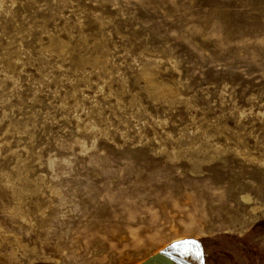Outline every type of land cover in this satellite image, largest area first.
<instances>
[{
	"label": "rangeland",
	"instance_id": "374dc122",
	"mask_svg": "<svg viewBox=\"0 0 264 264\" xmlns=\"http://www.w3.org/2000/svg\"><path fill=\"white\" fill-rule=\"evenodd\" d=\"M48 1L0 13V227L26 245L0 264H264L241 200L264 211V0ZM145 60L182 101L144 91Z\"/></svg>",
	"mask_w": 264,
	"mask_h": 264
},
{
	"label": "bare ground",
	"instance_id": "6f19581e",
	"mask_svg": "<svg viewBox=\"0 0 264 264\" xmlns=\"http://www.w3.org/2000/svg\"><path fill=\"white\" fill-rule=\"evenodd\" d=\"M6 1L7 0H0V13L1 14H10V9H9V7L8 6H6ZM11 1V0H10ZM72 1V0H71ZM92 1V0H91ZM95 1H100V2H103V4L104 3H107V4H111V5H116L117 4V1L116 0H95ZM32 2V1H31ZM35 2V1H34ZM49 3H48V6L50 7V9L52 10V11H54V12H59L60 11V9L61 8H63V7H65L69 2H70V0H50V1H48ZM12 3V2H11ZM71 3V2H70ZM88 3V2H87ZM97 3V2H96ZM12 5V4H11ZM106 5V4H105ZM14 6V5H13ZM46 6V5H45ZM96 6V5H95ZM67 7V6H66ZM69 7V6H68ZM97 8V7H96ZM15 9V8H14ZM48 9V8H47ZM65 9V8H64ZM102 9V8H101ZM78 10V9H77ZM83 10V9H82ZM85 10V9H84ZM103 10V9H102ZM62 11V10H61ZM64 11V10H63ZM66 11V10H65ZM96 11V10H95ZM26 12V11H25ZM36 12V11H35ZM46 13V12H45ZM49 13V12H48ZM62 13V12H61ZM75 14V13H74ZM51 15H52V13H51ZM73 15V14H72ZM82 15V14H81ZM95 15H98L97 14V12H96V14ZM102 15V14H101ZM81 17V16H80ZM104 17V16H103ZM105 18V17H104ZM47 19V18H46ZM17 20V19H16ZM96 20H98L101 24H102V20L100 19V18H97ZM104 20V19H103ZM30 21V20H29ZM80 21V20H79ZM109 21V20H108ZM95 22V21H94ZM105 22V21H104ZM106 23H108V22H106ZM24 24V23H23ZM96 24H97V22H96ZM84 25V24H83ZM104 26H105V23H104ZM98 28V27H97ZM41 29H43V28H41ZM100 29H101V27H100ZM105 29V28H104ZM84 30V29H83ZM96 30V29H95ZM101 31H102V29H101ZM103 35V34H102ZM53 36V35H52ZM83 37V36H82ZM56 38H54V39H51L50 40V43H49V46H47L48 48H53V50H55V52L57 53V54H59L60 56L62 55H67V56H69V58H70V54L67 52V49H68V44L65 42V41H63V40H60V39H57V40H55ZM101 39V38H100ZM103 40V39H102ZM102 40H100L99 42H98V44H97V56L95 57V58H92V59H90V58H88V57H85V58H79L78 57V59H71V61H73V63H74V65H75V68H76V70H80L81 68H82V65H85V64H90V66H92L93 67V70H94V68L97 70V69H104V65H105V63H106V61H107V59H108V52H109V50L107 51L106 50V48H105V45H104V43H103V41ZM48 41V40H47ZM83 41H85V40H83ZM105 42H106V40H105ZM86 43V42H85ZM95 43H96V41H95ZM47 44V43H46ZM39 46V45H38ZM84 46V45H83ZM82 46V47H83ZM93 46V45H92ZM91 46V47H92ZM44 48H46V46L44 47ZM72 48H74V47H72ZM93 48V47H92ZM17 49V48H16ZM15 49V50H16ZM70 50H71V48H69ZM68 49V50H69ZM85 49V48H84ZM108 49V48H107ZM41 50H43V49H41ZM48 49H45V51H47ZM95 50V49H94ZM7 51H8V49H7ZM51 51V50H50ZM74 51V50H73ZM75 51H77V50H75ZM82 51V50H81ZM70 52V51H69ZM17 53V52H16ZM44 53V52H43ZM46 53V52H45ZM49 53V52H48ZM56 53H54V54H56ZM7 54V53H6ZM57 54H56V56H57ZM73 54V53H72ZM79 54V53H78ZM94 54H96V53H94ZM4 55V54H3ZM12 55V54H11ZM58 55V56H59ZM46 56V55H45ZM75 56V55H74ZM73 56V57H74ZM79 56V55H78ZM80 56H82V55H80ZM89 56V55H88ZM3 58V57H2ZM13 58V57H12ZM19 58V57H18ZM46 58V57H45ZM77 58V57H76ZM42 59H44V57L42 58ZM61 59V58H60ZM4 60H5V58H4ZM10 60V59H9ZM29 60V59H28ZM64 60V59H63ZM65 60H66V58H65ZM64 60V61H65ZM43 61V60H42ZM146 61V60H145ZM152 61V60H151ZM151 61H146V63L144 64V65H142L143 67H141L142 68V70H140V71H142L141 73H140V76H142V77H144V80H145V86L143 87L145 90L144 91H146L151 97H153L154 99L156 98H158V99H160V100H163V101H165L167 104L168 103H172V102H174L175 100H178V99H180V94L176 91V90H174V91H172V89L170 88H162V86H161V83H158L156 80H155V78H154V71H155V68L157 67V63L156 62H151ZM6 62V61H5ZM9 63V62H8ZM43 63H45V61L43 62ZM10 66V65H9ZM12 66V65H11ZM8 67V66H7ZM42 67H43V65H42ZM85 67V66H84ZM106 67V66H105ZM137 68V67H136ZM11 69V68H10ZM83 69V68H82ZM75 70V71H76ZM139 70V69H138ZM47 71V70H46ZM101 71V70H100ZM106 71V70H105ZM6 72V71H5ZM4 72V73H5ZM79 72L80 71H78V73H75L74 72V74H78L79 75ZM95 72V71H94ZM84 73V72H83ZM156 73V72H155ZM97 74H98V72H97ZM100 74V73H99ZM139 74V73H138ZM75 75V76H76ZM102 75V74H101ZM106 75H108V74H106ZM106 75H103L104 77L106 76ZM46 76H47V74H46ZM73 76V75H72ZM99 76V75H98ZM138 76V75H137ZM139 76V77H140ZM77 77H79V76H77ZM138 77V78H139ZM142 77H141V80H142ZM137 78V77H136ZM72 79H73V77H72ZM79 79V78H78ZM86 79V78H85ZM83 80V79H82ZM4 81V80H3ZM45 81V80H44ZM125 83V82H124ZM144 83V82H143ZM74 86V85H73ZM166 86V85H165ZM0 87H2L1 86V84H0ZM166 87H168V85L166 86ZM74 88V87H73ZM73 91V90H72ZM76 91V90H75ZM136 97V96H135ZM149 97V96H148ZM150 98V97H149ZM138 99V98H137ZM181 99H182V97H181ZM180 99V100H181ZM83 100V99H82ZM132 101V100H131ZM182 101V100H181ZM187 101V100H186ZM184 102H185V100H184ZM164 103V102H163ZM174 104V103H173ZM170 105V104H169ZM82 106V105H81ZM80 107V106H79ZM86 110V109H85ZM92 111V110H91ZM76 111H74V113H75ZM89 112V111H88ZM92 113V112H91ZM77 116V115H76ZM238 118V117H237ZM90 123H92V122H89V124ZM88 125V124H87ZM94 125V124H93ZM91 126V125H90ZM89 126V127H90ZM85 128V127H84ZM91 128V127H90ZM93 128V127H92ZM183 138V137H182ZM170 140V139H169ZM180 141V140H179ZM189 142V141H188ZM191 142V141H190ZM189 142V143H190ZM183 143V142H182ZM181 144V143H180ZM246 147V146H245ZM182 149H184V148H182ZM234 149V148H233ZM235 150V149H234ZM188 151V150H187ZM190 151V150H189ZM238 151V150H237ZM240 151V150H239ZM188 153V152H187ZM189 153H191V152H189ZM201 153V152H200ZM245 153V152H244ZM205 154V153H204ZM208 155V154H207ZM203 156H206V155H203ZM248 156H249V154H248ZM244 158H245V156H243ZM251 157H253L254 158V156H251ZM206 158V157H205ZM248 158V157H247ZM252 158V159H253ZM257 158V157H256ZM260 160V159H259ZM252 161V160H251ZM253 161H255V160H253ZM257 161V160H256ZM259 162V161H258ZM257 162V163H258ZM23 164H24V162H22ZM255 163V162H254ZM199 166V165H198ZM21 167H22V165H21ZM26 170V169H25ZM22 171L23 170H21V175H22ZM199 172V171H198ZM14 173V172H13ZM26 173H28V172H26ZM15 175V174H14ZM17 175V174H16ZM21 175L19 176V175H17V176H19V177H21ZM29 175H27V177H28ZM10 177V176H9ZM14 177V176H13ZM4 178V177H3ZM29 178V177H28ZM13 179V178H12ZM12 179H10V180H12ZM24 179V178H23ZM36 179H39V178H35L34 180H35V182H38V181H36ZM3 180V179H2ZM10 180H9V182H10ZM17 180V179H16ZM19 180V183H20V179H18ZM30 179H28V181H29ZM15 181V180H14ZM41 181V180H40ZM6 182H7V180H6ZM25 182H26V179H25ZM10 183H12V182H10ZM17 183V182H16ZM18 183V184H19ZM27 183V182H26ZM33 183V182H32ZM41 183V182H40ZM7 184V183H6ZM34 184H36V183H34ZM10 185V184H9ZM27 185H30V184H27ZM41 185V184H40ZM43 185V184H42ZM17 186V185H16ZM19 186V185H18ZM22 186H25V185H22ZM30 186H32V185H30ZM11 187V186H10ZM14 187V186H13ZM12 187V188H13ZM21 187V186H20ZM43 188H44V186H42ZM9 188V187H8ZM30 188V187H29ZM28 189V188H27ZM35 189V188H34ZM12 190V189H11ZM21 189H19L18 191L21 193L22 192V190L20 191ZM37 190H40V187L39 186H37L36 187V191ZM14 191H15V189H14ZM17 191V190H16ZM17 191V192H18ZM26 191V190H25ZM25 191H24V193H25ZM26 192H28V191H26ZM34 192V191H33ZM31 193V192H30ZM59 193V192H58ZM16 194V193H15ZM22 194H23V192H22ZM39 194H41V192L39 193ZM25 195V194H24ZM24 195H22V196H24ZM27 195V194H26ZM29 195V194H28ZM42 195V194H41ZM17 196H19V195H17ZM16 196V197H17ZM40 196V195H39ZM27 197V196H26ZM25 197V198H26ZM12 198V197H11ZM28 198V197H27ZM14 200V199H13ZM27 200V199H26ZM241 200L243 201V203H245V204H250L251 206H250V208H248L249 209V212H250V215L252 216L251 217V219H255V218H253V217H256L258 214H260L261 213V215H264V211H263V207H262V205H257L256 203H254V200H253V198L252 197H250V195H242L241 196ZM39 201V200H38ZM240 201V200H239ZM23 202H24V199H23ZM14 203H16V202H14ZM22 203V202H21ZM21 203H20V205H21ZM35 203V202H34ZM17 204V203H16ZM39 205H40V203H39ZM22 206V205H21ZM14 207V206H13ZM40 207V206H39ZM247 207H248V205H247ZM19 208V207H18ZM40 208H42V207H40ZM39 208V209H40ZM16 209V208H15ZM22 209H23V206H22ZM26 209V208H25ZM25 209H23V211H25ZM38 209V210H39ZM17 210V209H16ZM23 211H20L19 212V210H18V212L17 211H14L15 213H16V216H18V217H23L21 214L23 213ZM22 212V213H21ZM25 215L27 216V213H25ZM15 216V217H16ZM249 216V215H248ZM25 217V216H24ZM23 217V218H24ZM244 217V216H243ZM18 219V218H17ZM21 219V218H20ZM26 219V218H25ZM246 219H248V218H246ZM24 220V219H23ZM243 220V219H242ZM239 224V223H238ZM240 225V224H239ZM239 229V228H238ZM11 231H7V230H4V229H2L1 227H0V245H1V243L3 242V241H6V242H8V243H12V247H11V252L10 253H7V254H2L1 253V251H0V260H2V261H5V262H8V261H11V260H14L16 257H17V253H16V251L20 248H25L26 247V245H23L22 243H21V241H20V238H19V236H17L16 234H14V233H10ZM1 248V247H0ZM1 250V249H0ZM26 250H27V248H26ZM149 258V257H148ZM17 259V258H16ZM145 261V260H144ZM9 263V262H8Z\"/></svg>",
	"mask_w": 264,
	"mask_h": 264
},
{
	"label": "water",
	"instance_id": "95a60500",
	"mask_svg": "<svg viewBox=\"0 0 264 264\" xmlns=\"http://www.w3.org/2000/svg\"><path fill=\"white\" fill-rule=\"evenodd\" d=\"M140 264H175L174 261L165 254L156 253Z\"/></svg>",
	"mask_w": 264,
	"mask_h": 264
},
{
	"label": "snow or ice",
	"instance_id": "6c2138e0",
	"mask_svg": "<svg viewBox=\"0 0 264 264\" xmlns=\"http://www.w3.org/2000/svg\"><path fill=\"white\" fill-rule=\"evenodd\" d=\"M180 243H192L191 241H187V242H180Z\"/></svg>",
	"mask_w": 264,
	"mask_h": 264
}]
</instances>
